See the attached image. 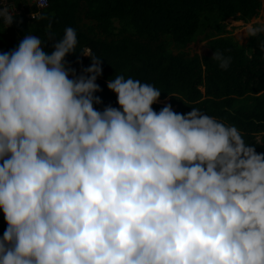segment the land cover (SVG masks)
<instances>
[{
	"label": "clouds",
	"instance_id": "obj_1",
	"mask_svg": "<svg viewBox=\"0 0 264 264\" xmlns=\"http://www.w3.org/2000/svg\"><path fill=\"white\" fill-rule=\"evenodd\" d=\"M77 42L69 26L51 52L28 32L0 52V264H264V152L198 107L155 110L162 91L131 76L98 109L102 59L76 75Z\"/></svg>",
	"mask_w": 264,
	"mask_h": 264
},
{
	"label": "trees",
	"instance_id": "obj_2",
	"mask_svg": "<svg viewBox=\"0 0 264 264\" xmlns=\"http://www.w3.org/2000/svg\"><path fill=\"white\" fill-rule=\"evenodd\" d=\"M39 17L14 16L10 26L0 23V52L11 51L28 32L40 37L44 49L53 50L65 29L77 33L75 53L67 65L80 75L101 60L95 95L102 110L119 107L107 81L116 75L133 77L158 87L159 102L166 100L176 112L191 107L236 125L256 151L264 152V33L239 44L226 21L247 23L260 16L261 0H47ZM34 10V8H33ZM198 39L207 54L188 55L183 49ZM89 54L84 55V49ZM215 50L230 56L228 68L213 59ZM175 51V52H174ZM164 105L153 104L159 111ZM7 227L0 208V237Z\"/></svg>",
	"mask_w": 264,
	"mask_h": 264
},
{
	"label": "rangeland",
	"instance_id": "obj_3",
	"mask_svg": "<svg viewBox=\"0 0 264 264\" xmlns=\"http://www.w3.org/2000/svg\"><path fill=\"white\" fill-rule=\"evenodd\" d=\"M262 2V10L260 13V16L256 19H258L261 22H264V0H261ZM253 20V19H252ZM227 29L230 31L231 36L239 43V44H245L248 40V37L244 31V26L246 23L242 21H234V20H227ZM183 51L187 53L188 55H199L202 56L204 54H207L208 50L206 48V41L198 39L194 43L189 44L186 46ZM175 52V51H174ZM167 103L166 100L161 101V103ZM161 105V104H160Z\"/></svg>",
	"mask_w": 264,
	"mask_h": 264
},
{
	"label": "built area",
	"instance_id": "obj_4",
	"mask_svg": "<svg viewBox=\"0 0 264 264\" xmlns=\"http://www.w3.org/2000/svg\"><path fill=\"white\" fill-rule=\"evenodd\" d=\"M48 5L47 0H0V7L7 6L10 11L15 15H23L26 18L39 17L40 12ZM34 8V10H33ZM89 54V48L84 49V55ZM158 104L165 105V103L157 102Z\"/></svg>",
	"mask_w": 264,
	"mask_h": 264
},
{
	"label": "crops",
	"instance_id": "obj_5",
	"mask_svg": "<svg viewBox=\"0 0 264 264\" xmlns=\"http://www.w3.org/2000/svg\"><path fill=\"white\" fill-rule=\"evenodd\" d=\"M228 20H231V19H228Z\"/></svg>",
	"mask_w": 264,
	"mask_h": 264
}]
</instances>
